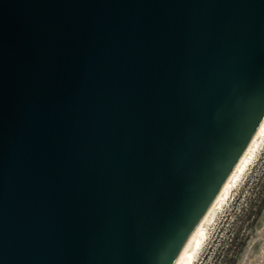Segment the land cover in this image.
Masks as SVG:
<instances>
[{
  "label": "water",
  "instance_id": "obj_1",
  "mask_svg": "<svg viewBox=\"0 0 264 264\" xmlns=\"http://www.w3.org/2000/svg\"><path fill=\"white\" fill-rule=\"evenodd\" d=\"M264 113V0H0V264H176Z\"/></svg>",
  "mask_w": 264,
  "mask_h": 264
},
{
  "label": "rangeland",
  "instance_id": "obj_2",
  "mask_svg": "<svg viewBox=\"0 0 264 264\" xmlns=\"http://www.w3.org/2000/svg\"><path fill=\"white\" fill-rule=\"evenodd\" d=\"M255 154L206 225L193 264H264V134Z\"/></svg>",
  "mask_w": 264,
  "mask_h": 264
},
{
  "label": "bare ground",
  "instance_id": "obj_3",
  "mask_svg": "<svg viewBox=\"0 0 264 264\" xmlns=\"http://www.w3.org/2000/svg\"><path fill=\"white\" fill-rule=\"evenodd\" d=\"M263 134L264 113L262 114L258 124L256 125L250 138L245 144L240 157L235 163L230 175L227 177V179L224 181V183L216 193L215 197L211 201L200 221L196 224L176 264H193L198 249L201 246L202 241L205 239L207 227L206 225L208 224L209 220L212 219L211 217L212 215H214L215 210L218 209V207L221 205V203L229 193L232 185L236 182L239 175L243 172L246 165L254 156L259 141H261L263 137Z\"/></svg>",
  "mask_w": 264,
  "mask_h": 264
}]
</instances>
